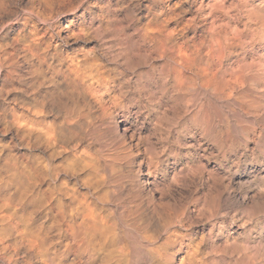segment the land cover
<instances>
[{
    "label": "clouds",
    "instance_id": "1",
    "mask_svg": "<svg viewBox=\"0 0 264 264\" xmlns=\"http://www.w3.org/2000/svg\"><path fill=\"white\" fill-rule=\"evenodd\" d=\"M139 2L117 0L118 7L109 3L94 13L93 22L98 15L113 41L109 45L89 43L95 29L73 31L88 22L68 13L85 0H0V78L10 85L0 97L22 92L26 101H9L8 117L0 119V264H107L108 248L99 220L88 215L90 205L122 227L156 224L153 245L180 242L193 228L209 239L264 234V83L237 86L232 95L203 86L213 75H235L231 67L261 50H221L218 35L207 28L186 37L196 17L183 29H169L187 10L188 0H177L153 37L176 41L174 52L186 55L183 67L172 57L173 70L190 72L196 81L193 103L181 97L173 104L178 94L172 84H157L149 93L145 78L114 58L121 23L128 38L144 34L134 11ZM204 7L201 0L197 15L207 23L200 14ZM232 7L229 19L237 22L252 11L247 0ZM256 8L264 15V0ZM123 9L128 14L117 21ZM165 105L174 116L169 125L156 122ZM131 115L138 129L134 139L125 131ZM49 132L55 133L52 140ZM149 142L156 155L145 148ZM116 181L120 196L112 208L99 195ZM209 190L219 194L212 205L206 202ZM255 201L261 206L249 220ZM228 264H248V256Z\"/></svg>",
    "mask_w": 264,
    "mask_h": 264
},
{
    "label": "bare ground",
    "instance_id": "2",
    "mask_svg": "<svg viewBox=\"0 0 264 264\" xmlns=\"http://www.w3.org/2000/svg\"><path fill=\"white\" fill-rule=\"evenodd\" d=\"M229 1L228 0H202L203 5L206 7L201 9L200 14L206 17L207 23H205V21L200 19V16L197 15V9L201 8V0H188V3L183 6L187 10L183 13L182 16L178 18V20H172L171 23L168 24V28L174 30L175 28L179 27L183 29L185 25L188 24V22L193 17H196V22L187 27L185 31L186 37H191L193 35L201 36L204 32V29L207 28L210 34L218 35V38L220 39L221 44L223 45L221 50H224V48H239L241 50H254L256 41L258 39L264 40V15L261 14L262 10H257L252 0H247L248 7L252 9V11L249 12L247 15H242V18L239 22L233 21L229 19L236 12V9L233 8L232 6L234 4H238L239 0H233V1L231 0V2ZM176 3H177V0H162V5L160 6V8L155 13H153V15H151L149 19H146L147 20L146 23L144 25L137 26V27L143 28V33H144L143 35H140L139 33H137L136 36L128 38L127 36L128 29L123 26V23H121L120 24V29H121L120 39H119L118 45H116V48H115L114 58L116 56H119L122 60L127 61V66L133 69L134 73H137L140 76L144 77L145 79L143 80V83L147 87V91L149 93H155L157 91L155 85L157 84L164 85L165 82L167 81L169 84L173 85V90L178 94L177 96L171 98V103L173 104L178 103L181 97H188L186 100V103L191 105L193 103V99L191 98V93L196 88V81L190 78L191 77L190 72L188 76H184L180 73L174 72L173 64H172V57L175 56L177 58V64L183 67L184 61L182 58L186 55V53L183 51L174 52V49L176 48V41L172 38L168 39L167 41L163 39L161 40L153 39L154 36L159 35V29L157 26L163 20H165L166 18H168L169 16L173 14L171 9ZM150 7L152 8L154 6L150 5ZM177 11H179V9H177ZM127 14L128 13H126V15ZM115 19L117 21H122V22L124 21V18H120L117 14L115 15ZM149 20H151V24L148 23ZM245 20L248 21L247 28H245V23H244ZM132 22L135 23L134 20ZM88 26L87 28H84V31L89 32L92 29H95V31L92 34L95 35L99 43H107L109 45L113 44V41L109 39V33L104 31L105 24H103L102 21L95 27L94 25H90L89 27ZM225 26H227L228 28L227 32L225 31ZM80 29L78 27V31ZM168 35L169 37H172L171 32H169ZM259 61H256L258 62L257 65L259 63L261 64V61L260 62ZM254 62L255 61L253 60V57H244L239 62L236 63L237 67L239 66L238 69H233L234 66L233 68L231 67L233 70L230 69L232 70L230 73H235V75H228V76H223V77H217L216 75H213L207 81L204 82L203 86L211 87L213 91L227 92L228 95H232L233 91L235 90L237 86L243 87L245 86V84H248V83L254 84L255 83L254 81L259 79L258 72H255L256 70L254 71V67L257 66L254 64ZM258 67H260V65ZM0 76H2V74H0ZM2 81H6V80L0 78V82ZM19 98H20V95H19ZM14 100L17 101L18 97L15 98ZM169 107L170 105H165V107L162 108L157 113L156 122H158L161 125H169L173 122L174 116L168 111ZM7 117L8 115L5 114L4 119ZM19 123L23 124L24 121H20ZM47 135H48V139L52 140L55 133L49 132ZM101 180H103V177H101ZM116 185L117 184L110 183L106 185L104 188H102L103 191H102V194L99 195V200L102 202L109 201L112 198L114 200H118V191H117ZM81 203H84V201H81ZM87 212H88V215L93 218V220L98 219L101 225L102 238L105 241V247L108 248L107 264H173L174 263V262L172 263V261L174 260V257H173L174 254L171 252V250H170L171 253L167 250L168 248L167 245L169 242L164 243L160 246H155L152 244L153 238L147 235H141V238L140 236L137 238L133 237L132 239L127 238L125 234L122 232L123 230L119 227V224L116 222V220L110 221L107 218L108 215L105 216L106 214L105 215L103 214L104 213L103 210L98 209L95 205H90L87 208ZM143 227L145 229V226ZM153 231L150 230V233L151 232L153 233ZM174 242L171 244H174ZM180 242H178V244ZM196 244L199 245V243H196ZM231 245L228 246V243H227V246L230 247V249H231ZM236 245L238 244L234 242L232 246L235 247ZM227 246L225 245L224 247L227 248ZM214 247L217 249L216 246H213V248ZM190 248L189 249L187 248V249L190 250ZM192 248L194 250V247ZM174 249L175 248H173V250ZM198 250L196 251V248H195L196 253L198 252ZM220 250L223 251L225 249L222 250V248L219 247V251ZM219 251H217L218 255H219L218 253ZM191 252L192 250L190 251V253ZM242 254H245V253H242ZM189 255H188V258L186 257V259L184 258L180 259V260L183 259L182 260L183 264H194L195 263V262L193 263V260L190 258L191 256L189 257ZM197 256L199 255L196 254V258ZM211 256H213V258L211 257L210 259L215 258L213 254ZM217 259L219 258L217 257ZM250 260H248V264H252L251 263L252 261ZM210 261L212 264V260ZM182 263L179 262V264H182ZM216 263L213 262V264H216Z\"/></svg>",
    "mask_w": 264,
    "mask_h": 264
},
{
    "label": "rangeland",
    "instance_id": "3",
    "mask_svg": "<svg viewBox=\"0 0 264 264\" xmlns=\"http://www.w3.org/2000/svg\"><path fill=\"white\" fill-rule=\"evenodd\" d=\"M229 1V0H228ZM233 1V0H232ZM155 2V3H154ZM159 2V3H158ZM229 2H231V0L229 1ZM252 2H253V4L255 5V6H257V5H259L260 3H261V0H252ZM111 4V6L113 7V8H116V7H118V5H117V0H85V4H83V5H81V7L79 8V9H77L76 10V12H69L68 13V16H74V17H79L82 21L83 20H86L88 23L87 24H85V23H80L77 27H75V28H73V31H78V27H79V29L80 28H87V26L89 25H94V27L96 26V25H98L100 22H101V20L97 17L96 19H95V22H93V18L92 17H94V13H96V14H99L100 12H101V7L103 6V5H105V4ZM153 3V4H152ZM151 6H154V7H150V5ZM162 5V0H142V2H139V4H138V8L137 9H135L134 11L136 12V15L140 18L139 19V23L137 24V26L139 25V26H141V25H144L145 23H146V19H149L150 17H151V15H153V13H155L159 8H160V6ZM90 6V10H88V11H85V8H88ZM129 7H131V5L129 6ZM149 9H152L151 10V12L149 11ZM155 9V10H154ZM147 11V12H146ZM144 12V13H143ZM126 13H128V10L127 9H123V10H121V12L120 13H117V15L120 17V18H124V16L126 15ZM81 14H83V15H81ZM98 16V15H97ZM141 16V17H140ZM149 16V17H148ZM84 17H86V18H84ZM148 17V18H147ZM145 20V21H144ZM142 21V22H141ZM93 23V24H92ZM135 23H136V21H135ZM83 24V25H82ZM104 24V23H103ZM82 25V26H81ZM81 26V27H80ZM88 26V27H89ZM94 35V34H93ZM95 36V35H94ZM259 40V41H258ZM257 41H256V44H255V48H254V50L255 49H260L261 50V52H258L257 53V55L255 56L256 58H254L253 57V60L256 62V61H261V64L259 63L258 65H257V63L258 62H254V64L255 65H257V66H255V67H257V68H255L254 67V71L255 72H258V76H259V79L258 80H256V81H254L255 83H263V81H264V77H262V76H264V75H262V74H264V58H262V56H261V53H264V40H260V39H258ZM78 43L79 44H81V45H83L84 44V41H78ZM90 44H97V43H99L98 42V39L96 38L95 40H92V41H90L89 42ZM257 46V47H256ZM69 47H75V45H70ZM259 61V62H260ZM263 61V62H262ZM260 65V67H258ZM237 65H235L234 66V68L233 69H238L239 68V66L237 67ZM232 68H230V69H232ZM229 69V71L231 72L232 70H230ZM258 70V71H257ZM261 70V71H260ZM263 70V71H262ZM19 71L21 72V74H23V69H19ZM261 74V75H260ZM261 78H263V79H261ZM263 80V81H262ZM260 81H262V82H260ZM254 83V84H255ZM4 86V87H3ZM10 87V85H9V83H8V81H2V82H0V90H4V91H7V89ZM10 96H7V100H4L2 97H0V119H4V115L5 114H7L8 115V109H9V107H11L12 105L11 104H9V101H11V102H13V103H15V104H17V105H19V104H21V103H25L26 101H25V98H24V94L22 93V92H11V94H9ZM19 95H20V98H19ZM14 96V97H13ZM16 96V97H15ZM9 97V98H8ZM18 97V100L16 101V100H14L15 98H17ZM14 98V99H13ZM22 98V99H21ZM21 99V100H20ZM8 103V104H7ZM8 108V109H7ZM23 109H21V111H22ZM3 111V112H2ZM5 111V112H4ZM36 116H37V118L38 119H40V120H45L44 118L45 117H43L42 116V114L40 113V112H37L36 113ZM39 116V117H38ZM129 121H130V123H129V125H128V127L125 129V131H127V133H128V138L129 139H134V137H133V133H136L137 131H138V129H137V127H136V119H135V116L134 115H131V116H129ZM139 134H140V136H143V135H145V132L143 131V129H140L139 130ZM121 135H123V133H121ZM150 144V145H149ZM151 143L149 142V143H146L145 144V148L146 149H148L151 153H152V155H156L157 153H156V148H155V146L153 145L152 146V148H151ZM141 155H144V149H142L141 150V153H140ZM119 182H114V183H112V184H118ZM102 189H101V193H102ZM158 195H160V194H158ZM119 196H120V193L118 192V198H119ZM205 197H206V202L209 204V205H212V204H215L216 202H217V200H218V198H219V194L218 193H216L215 191H213V190H209L206 194H205ZM212 197V198H211ZM112 200V208H115L116 206H117V202H118V200H114L113 198L112 199H110L109 201H111ZM116 203H115V202ZM211 201V202H210ZM261 206V204H260V202L259 201H255L254 202V204H253V206L252 207H250L248 210H247V215H248V218H249V220H251L252 218H254V217H256V215H257V210H258V208ZM105 207H107V205H105ZM189 210H191V209H189ZM109 211H111V208L109 209ZM104 213V215L106 214L105 213V211H103ZM185 215H187V214H185ZM105 216H107V215H105ZM107 218L111 221H113V220H115V218H113V217H111L110 215H108L107 216ZM117 222V221H116ZM248 221H245V223H247ZM130 225V226H129ZM136 225V226H135ZM143 226H145V229H144V227ZM119 227L123 230L122 232L125 234V236L127 237V238H130V239H132L133 237L134 238H137V237H139L140 236V238H141V235H147V236H150L151 238H153V240H155V232H156V229H157V225L156 224H148V223H145V224H143V225H140L139 227L137 226V224H135V223H129L128 224V226L127 227H121V225L119 224ZM133 227V228H132ZM154 227V228H153ZM197 227H200V228H203V227H205V226H203V225H201V226H197ZM142 228V229H141ZM134 229H135V231H134ZM141 229V230H140ZM144 229V230H143ZM147 229V230H146ZM149 229V230H148ZM150 230L151 231H153V233L151 232L150 233ZM127 231V232H126ZM149 231V232H148ZM242 231V230H241ZM134 232V233H133ZM147 232H148V234H147ZM189 232L190 233H194L193 235H191L190 237H180L179 239V241H181L179 244H178V242H176L175 240H173V241H169V243H170V245H169V243H168V245L170 246V248H169V246L167 245V250L170 252V250H171V252L174 254L173 255V257H174V260L172 261V263L173 264H179V262L180 263H182V260H180L181 258H184V259H186V257L188 258V255H189V257L193 260V263L194 264H211V261L210 260H212V264H213V262H217L216 264H218V262H219V264H228V262L230 261V260H233L235 257H237V256H241L242 255V253H247V255H249L248 256V258L250 257L251 258V260H250V258L248 259V260H250V261H252L251 263L252 264H264V234H260L259 236H257V235H253L252 237H245V238H241V236L239 235V233L238 232H233V233H231V235H219V236H215V237H212L211 239H209L207 236H205V234H204V232L203 231H201V232H199V233H196V231H195V229L193 228V229H189ZM139 233V234H138ZM145 233V234H144ZM137 234V235H136ZM152 234V235H151ZM183 238V239H182ZM202 238H204V239H202ZM139 239V238H138ZM163 239V238H162ZM184 240V241H183ZM227 240V241H226ZM175 241V242H174ZM187 241V242H186ZM201 241V242H200ZM202 241H203V243H202ZM225 241V242H224ZM174 242V244H171V243H173ZM234 242H236V244H238V245H236L235 247L234 246H232L233 244H234ZM156 243H157V245L159 244V245H161V242L160 241H156ZM196 243H199V245H197ZM215 245H214V244ZM222 243V244H221ZM224 243V244H223ZM227 243H228V246H230L232 243V245H231V249H230V247H228L227 246ZM229 243H230V245H229ZM183 246H182V245ZM181 245V246H180ZM216 246L217 247V249L214 247L213 248V246ZM226 245L227 246V248H225L224 246ZM156 246V245H155ZM189 246V247H188ZM196 246V247H195ZM197 246H198V248H197ZM202 246V247H201ZM175 248L174 250H173V248ZM179 247H181V248H179ZM191 247V248H190ZM192 247H194V250H193V248ZM219 247L220 248H222V250L223 249H228V250H223V251H219ZM178 248H179V250H178ZM190 248V250H188V249ZM195 248H196V251L198 250V252L196 253V251H195ZM234 248V249H233ZM186 250V251H185ZM192 250V252L190 253V251ZM213 250V251H212ZM219 251L218 253H219V255L217 254V251ZM189 251V252H188ZM195 251V252H194ZM212 251V252H211ZM216 253H215V252ZM225 251V252H224ZM170 252V253H171ZM179 252V253H178ZM214 252V253H213ZM230 252V253H229ZM239 252V253H238ZM186 253V254H185ZM189 253V254H188ZM224 253H225V255H224ZM235 253V254H234ZM236 253H237V255H236ZM185 254V255H184ZM196 254H198L199 256H197V258H196ZM214 255V259H216V260H214V259H210L211 257L213 258V256H211V255ZM187 255V256H186ZM222 255V256H221ZM185 256V257H184ZM195 256V257H194ZM228 257V259H227V257ZM151 257H152V255H151ZM217 257L219 258V259H217ZM221 257V258H220ZM231 257V258H230ZM194 259H196V260H194ZM225 259H226V261H225ZM253 259V260H252ZM224 260V261H223ZM198 261H199V263H198ZM183 264V263H182Z\"/></svg>",
    "mask_w": 264,
    "mask_h": 264
}]
</instances>
